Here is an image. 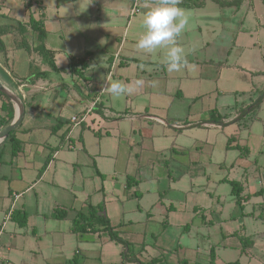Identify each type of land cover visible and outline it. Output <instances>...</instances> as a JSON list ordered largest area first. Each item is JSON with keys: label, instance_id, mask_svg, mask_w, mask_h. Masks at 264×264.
<instances>
[{"label": "crops", "instance_id": "obj_1", "mask_svg": "<svg viewBox=\"0 0 264 264\" xmlns=\"http://www.w3.org/2000/svg\"><path fill=\"white\" fill-rule=\"evenodd\" d=\"M3 1L0 0V16H10L4 12ZM151 1L153 3L148 0L146 2L148 8L155 6V2H158V0ZM236 1L241 2L239 5H235L237 13L241 10L242 5L248 4L249 6L244 8L241 27L235 32L233 31V37L229 43L219 45L214 41L204 40L198 44L192 39L180 40L179 37L177 38L176 43L184 48L186 57V63L182 66L184 67L183 74L180 71L169 73L166 70L163 57L166 55V48H159L157 53L160 57L157 56L155 61L151 60L149 53L137 50L136 42L130 41L132 45L126 48L128 39H125V42L123 41V44L121 42L122 45L116 48L118 34H120L118 25L124 17V13H112L110 16L112 19L107 22L103 20L105 18L103 11H93L91 23L97 24L99 32L96 34L97 37L92 36L95 33L88 34L94 47L85 45L82 55L75 54L72 47L69 46V42L66 41L65 45H58V47L50 45L48 42V21L43 17L46 30L45 45L55 52V63L57 67L63 68L61 71L53 70L49 64L43 61L37 51L35 53L34 47L39 43L37 34L28 29L26 38L31 45L30 51L25 49L28 51V70L25 75L20 76L15 74V62L11 61V51L19 50L17 38L19 39L20 36L17 33V26L19 22L27 23L30 13H33L36 18L39 17L36 12L29 9L25 19L14 23H5L12 25L15 32L4 35L3 40L5 36L12 35L14 45L12 49H9L5 43L7 51L0 52V60H4L5 66L13 74L7 73L3 67L0 68V72L3 78L5 77L11 82L8 84H12L10 86L22 99L25 113L22 123L14 133L15 139L18 140V153L15 156L12 155L13 142L9 137L0 144V264H149L154 259H159L157 264H164L167 253L162 244L168 247L174 242L177 244L176 248L183 249L186 245L184 241L192 242V245L186 246L190 249L192 246L194 247L193 257L178 260L177 264H264V199L258 201L256 198L253 203H251V199L246 201L253 193L264 196V174L256 168L246 165L243 157L246 158L251 151L247 145L243 146L237 141V133L229 138L227 147L242 151L238 156L239 159L237 158L238 160L235 161L239 173L236 177L226 178L229 183L234 181L238 184L236 191L239 192L240 200L237 195H235L237 199H231L234 206H237L236 203L243 206L241 207L242 211L238 212L241 213L240 216L236 217L237 223L232 220L235 217L231 213L225 215L224 204L219 202L212 207L211 218L198 220L199 224L195 222L197 214L190 213L183 230L184 233H179L174 238L167 234V226L172 225L171 217H177L178 206L173 202L170 205H164L162 201L164 198L159 197L156 193L151 197V203L143 205L145 192L141 188L142 176L132 169L118 171L116 161L112 165L113 168L108 171L103 166L107 158L100 149L101 139L97 137L103 135L100 127L106 124V121H110L108 120L109 113L113 112L102 100L101 94L107 93L110 85L114 83L129 87L128 81L132 77L130 78L128 75L127 69L132 63L136 67L132 75L134 79L143 80L144 75L148 74V69L154 68L163 73V77H157L159 80L166 82L168 76L176 80V91L171 94L177 95L176 99L182 101L185 99V102L186 99L191 101L189 111L185 115V121L190 128L199 125L204 128L223 130L226 126H232L238 130L247 129L251 132L258 120L257 113L261 106L241 120H238V116L243 109L254 102L257 94H262L264 91V6L257 10L256 0ZM42 3L40 1L38 6L40 16L42 13L44 16ZM180 5L199 6L185 3H180ZM231 5L233 6L234 3ZM132 16L130 14V17ZM211 20L209 22L214 21ZM100 21L109 23L108 26L113 28V32L103 34L100 30ZM133 22L136 23V28L133 26ZM139 25H142V19L131 20L129 18L125 27L127 35L132 31L139 38L143 34L142 31H139ZM198 29L202 31L203 28L199 26ZM209 30L214 36L217 27L210 23ZM224 31V29L220 31V35ZM28 35H33V38L30 39ZM97 43L102 46L101 50L106 54L107 61L108 74L102 88L88 74L92 59L97 51ZM118 49L119 54L116 57ZM124 53L125 55H122ZM71 58L86 60L88 66L84 74L90 77L88 80L69 70ZM122 63L125 66H120ZM256 64L260 66L257 69L253 67ZM214 69H217L218 72L217 85L216 88L214 86L208 88V85L214 83V77H212ZM230 69L238 73L239 71L245 72L252 79V83H248L246 89L242 91L249 94L247 97L251 99L249 102L239 101L241 92L239 88L243 87L241 81H239L240 86L234 84V88L230 87V90L222 88L224 87L223 82L227 81L229 76L225 73ZM36 72H45L46 76L35 77ZM67 73L74 81L70 86L69 93L76 101H81V105L83 104L79 113L84 115L85 119L81 124H73L71 118L65 117L63 111L58 113L49 104H55L61 94V91L57 92L54 88L61 85L55 74ZM7 74L12 77L10 78ZM0 80L2 81L1 78ZM166 84L161 85V92L165 91ZM227 85L230 86L228 83ZM50 87L53 89L52 95L47 96ZM215 89H219L220 93H212L215 92ZM144 91L147 92V88H144ZM41 93H44L45 100L48 101L37 99ZM226 94H234L235 103L229 106L230 110L222 112L217 107L218 98L226 96ZM211 96L216 98V107H211L215 104ZM204 97L210 98V101L206 103L209 104L206 109H198V106L192 107ZM3 102L4 98L0 95V130L9 125L17 115L16 104L11 101L13 118L7 124L9 116L8 111L2 109ZM96 104L97 106H95ZM212 109H216L217 113L211 115ZM208 111L207 118L205 116ZM173 118L180 119L179 117ZM137 119H142L140 122L142 126L149 125L144 120L155 121L176 129L181 126L176 122L171 125L162 117L148 113L137 115ZM89 130L93 131L96 136H91ZM109 133L110 131L107 134ZM259 138L262 139L261 134ZM140 160L142 161V159ZM135 161L140 163L138 157L135 158ZM131 165L133 164L131 163ZM139 167H141L140 164ZM232 169L235 170L234 165L230 170ZM146 193L149 194L147 191ZM90 205L104 206L103 213L113 228L130 243L127 257L124 255L127 252L125 246L113 240L108 231L99 229L98 231L75 232L73 230V220L77 213L87 214ZM195 206L197 205L195 204ZM14 210L26 212V225L20 226L17 221L11 218ZM57 210L64 211L65 214L57 217L55 215ZM141 210L147 214L145 219L138 216ZM156 215L168 217L162 223L163 228L160 233L146 228L143 233L137 234L132 231L134 236H124L125 232L131 231L132 226L139 224L149 226ZM141 220L146 222L142 223ZM184 222L182 221L179 225H184ZM203 227L205 228L204 232L200 230ZM214 228H216L218 238L211 241L215 232ZM197 229L199 230L196 234ZM153 238L155 241L152 243ZM150 244H153L154 248H151ZM149 250L151 251L149 252ZM133 258L136 259L133 260Z\"/></svg>", "mask_w": 264, "mask_h": 264}, {"label": "rangeland", "instance_id": "obj_2", "mask_svg": "<svg viewBox=\"0 0 264 264\" xmlns=\"http://www.w3.org/2000/svg\"><path fill=\"white\" fill-rule=\"evenodd\" d=\"M40 1L41 3L43 2L44 17L48 21L49 44L58 47V45H65V41L69 42V46L73 49L72 51H74L75 54L79 53V55L84 53L82 50L85 45L94 47L91 44L92 40L89 35L95 33L92 36L97 37L96 34L99 32L96 27L97 24L95 22L91 23L93 11H103L105 15L103 20L107 22L112 19V17H110L112 13H124V17L118 25L120 32V34H118V42H115L117 43V48L119 45L123 44V41L125 42V39H128L129 41H127L125 45V47L128 48L132 45L130 41L135 43L138 40V36L136 37L132 31L127 35L128 32L125 27L127 26L129 18H131V20H134V18H136V20L142 19L145 12L148 10L147 0L141 2L142 10L132 17H130V11L134 0H32L30 10L36 12L38 17H40L38 8ZM148 1L153 3L151 0ZM255 2L257 10L264 6V0H256ZM180 3L199 6L186 7L180 5L188 16L189 22L183 31L184 34H181L179 39H192L193 41H197L198 44L202 43L204 40L214 41L215 44L218 43L219 45L229 43V40L233 37V31L235 32L241 27V18L244 8L246 9L249 6L248 4L242 5L241 10L237 13V6L235 5H239V3H241L240 1H236L233 6L223 5L220 0H180ZM3 4L5 5L4 12L8 13L10 16L1 15L0 24L14 23L15 21L23 20L29 13L26 0H4ZM106 18H108V20H106ZM209 20L214 21L209 22ZM134 22L133 26L136 25ZM210 23L217 27L214 36L211 35L212 33H210L211 31L209 30ZM108 25L109 23L100 21V30L103 34L113 32V28ZM199 26L203 28L202 31H199ZM138 28L139 31L144 33L145 29L143 25H139ZM59 29L61 30L58 31ZM223 29L225 31L220 35V31H223ZM32 36L33 35H28L30 39L33 38ZM4 40L7 47L12 49L14 45L13 36H5ZM98 43H101V41H98ZM98 43L96 46L97 51L92 59L88 74L91 75L94 81L100 85L99 87L102 88L108 70L106 68V54L101 50L102 46ZM133 45L135 46V44ZM158 50L159 48L149 53L152 61H155L157 56L160 57L157 53ZM166 50L167 49H165V51ZM12 51L11 61L15 62V74L20 76L25 75L28 70V51L25 49ZM118 52L116 54H118ZM122 55H125V53ZM163 57L165 58V56ZM0 64V68L3 67V69L7 70V73L13 74V72L5 66L4 60H0ZM120 66H125V64L122 63ZM253 67L257 69L260 66L256 64L253 65ZM135 69L136 67H134L133 63L127 69L128 75L130 78L132 77L131 80L128 81V85L132 89L129 94L114 97L110 93V88L107 93L101 94L102 100L108 108L113 111L109 113L110 117L108 120L110 121H106V124L100 127L103 135L97 136L101 139L100 149L106 156L105 158H107L103 166L109 171L113 168L112 165L116 161L118 171L131 169L135 172L137 171L143 179L141 185V188L145 192L142 202L143 205L151 203V197L156 193L159 197L164 198V200H162L164 205H170V203L173 202L178 206L179 209L178 212H176L177 217H171L172 225L167 226V234L171 235L173 238L179 233H184L183 230L190 217V213L197 214L195 216V222L199 224L200 222L197 223L198 220H207V218H211L212 207L219 202L224 204L225 215L231 213V215L235 217L232 220L237 223L236 217L240 216L241 213L238 212L242 211L241 207L243 206L236 203L237 198L232 193L233 186L226 181V178L238 176L237 174L239 171L236 169L237 163L235 164V161L239 159L238 156L242 151L239 149H228L227 146L229 138L237 133V141L243 146L247 145L251 151L246 158L243 157L246 165L254 167V169L256 168V170L264 174V101L260 105L261 109L257 113L258 120H256L251 132L247 129L238 130L232 126H226L223 130L211 127L204 128L199 125L190 128L185 121V115L189 111V104L191 105V101L186 99L185 102V99L184 101L176 99L177 95L171 94L176 91V80L170 76H168L166 82L159 80L157 77H163V73L154 68L148 69V74L144 75L143 80L134 79L132 75ZM183 69L184 67L180 70L182 74ZM217 73V69H214L212 74L214 83L208 85V88L212 86L216 88ZM61 75L62 74H55V77H57L56 79L59 80L61 85L54 87L57 92L61 91V94L58 96L55 104L47 103L51 104L58 113L63 111L65 117L72 118L73 116H81L82 114L79 113V111L83 108V104L81 105L82 102L76 101L73 95L69 93L70 86L74 81L68 73ZM225 75H229V78L227 77V81L223 82L224 87L222 88L230 90V87L234 88V84L240 86L239 81H241L243 87L239 88V90H241L239 93V101L249 102L251 100L247 98L249 94L242 91L246 89L248 83H252L250 76L245 72L242 73L239 71L238 73L237 71H233V69H230ZM8 76L10 78L12 77L10 75ZM0 78L7 86L9 85L8 83H11L7 78H3L1 72ZM163 83H167V90L165 89V91L161 92V85ZM227 83L230 84V86H228ZM10 85L8 87L14 91V88ZM144 88H147V92L144 91ZM52 91L53 89L50 87L47 96L52 95ZM212 93H220V90L215 89V92ZM262 94L264 95V92ZM262 94H257L253 101L259 99ZM208 97L199 100L198 103L194 104L192 107L195 108L198 106V109H206L209 105L206 103L210 101ZM45 98L46 96L44 93L37 96L38 100L48 101L45 100ZM211 99L215 103L211 107H216V98L214 99V97L211 96ZM234 99V94L223 95L221 98H218L217 107L222 112H227L230 110L229 106L235 103ZM145 113L160 116L171 125L176 122L181 126L176 129L174 127L158 124L155 121L147 120L144 121L146 124L148 122L149 125L142 126L140 123L142 119H137V115ZM207 113V115L205 114L206 116L204 115L205 117L209 116V111ZM173 117H179L180 119H174ZM181 127L183 128L181 129ZM109 131L110 133L107 134ZM88 132H90L89 134L91 136H96L93 131L89 130ZM260 134L263 140L259 138ZM137 157L140 163L135 161ZM140 159H142V161ZM131 163L133 165H131ZM139 164L141 167H139ZM233 165L235 170H230ZM146 191L149 192V194L146 193ZM263 197L262 195L253 193L246 201L251 199L250 201L253 203L256 198L258 201H261V199H264ZM233 198H236L235 203L237 206H234V202L231 201ZM195 204L197 206H195ZM189 208H191V210H189ZM139 212H142L143 215L139 213L138 216L146 218L147 214L143 213V210ZM156 216H154L155 219L149 226L139 224L132 226L131 231L128 230L130 229L129 227L128 229L125 228L129 232H125L124 236H134L132 231L137 234L143 233L146 228L160 233L163 228L162 223H164L165 219L168 217L164 215ZM182 221H185L184 225L180 226L179 224ZM141 222L145 223L146 221L141 220ZM204 229L203 227L200 230L203 231ZM214 229L215 232L211 237V241H215L218 238L216 228ZM198 230L199 229L195 231L196 234ZM152 240L151 242L153 243L155 238ZM185 242L187 246L192 245L191 241H184V243ZM150 245L151 248H154L153 244ZM186 245H184L182 249L181 247L176 248L177 244L174 242L168 247L162 244L163 248H166L165 251L167 253L165 259L166 263L164 264H177L178 260L181 261L186 257H193L192 250L194 247L192 246L190 249ZM150 251L151 250H149V252Z\"/></svg>", "mask_w": 264, "mask_h": 264}, {"label": "trees", "instance_id": "obj_3", "mask_svg": "<svg viewBox=\"0 0 264 264\" xmlns=\"http://www.w3.org/2000/svg\"><path fill=\"white\" fill-rule=\"evenodd\" d=\"M26 2H27L28 8L30 9L31 1L26 0ZM220 2L223 5H231V4L235 3L236 0H233V1L220 0ZM43 17H44L43 13L39 18H36L33 15V13H30L29 21L27 23L19 22V24L17 26V33L19 34L20 37H19V39L17 38V48H19V49L23 48V49H27L29 51L31 50V45L26 38V33L29 31L28 29H31L33 32H35L37 34V41L39 42L34 47V50L38 52V54L43 58V61L45 63L49 64L53 70L61 71V70H63V68L57 67V65L55 63V59H54L55 58V52L53 50L47 48L45 45L46 30H45ZM14 32H15L14 27L12 25H9V24L0 25V52L5 53L7 51L5 42L3 40V36L10 34V33H14ZM87 66H88L87 62L84 58L77 59V60L75 58H71L69 70L73 74L78 75L79 77H81L85 80H88L90 77L85 76V74H84L85 73L84 71L87 68ZM44 76H46L45 72H36V74H35V77H44ZM0 95L4 98L2 109L4 111H8L9 119L6 121V123L8 124V123H10V121L13 118L12 103H11L10 99L3 92H0ZM263 101H264V95L262 94L259 99L255 100L250 106H248L247 108L243 109L240 112V114L238 116V120L243 119L250 112H253L254 110L258 109ZM95 106H97V104ZM216 113H217L216 109H212L210 112L211 115L212 114L214 115ZM14 133H15V130L11 131L9 134V139L13 142V150H12L13 156H15L19 151L18 140L15 139ZM231 184L233 186L232 193L234 195H237L238 200H240L239 192L236 191V187L238 185L237 182L231 181ZM103 211H104L103 205H97V206L90 205L89 211L87 214L82 213V212H78L76 217L73 220V230L75 232H85L88 230L98 231L99 229L104 230V231H108L113 240H115L117 243H120L123 246H125V248L127 249V252H125L124 255H125V257H127L128 249L130 248V243L128 241H126L124 238H122L121 235L119 234V232L113 228V226L111 225L107 216L104 215ZM64 214H65L64 211L57 210L55 215L57 217H60V216H63ZM11 218L13 220L17 221V223L20 226H24L27 224V214L24 210H14L12 212ZM135 259L136 258H133V260H135ZM158 260L159 259H154L149 264H157Z\"/></svg>", "mask_w": 264, "mask_h": 264}, {"label": "clouds", "instance_id": "obj_4", "mask_svg": "<svg viewBox=\"0 0 264 264\" xmlns=\"http://www.w3.org/2000/svg\"><path fill=\"white\" fill-rule=\"evenodd\" d=\"M180 0H158L148 8L142 18L144 33L138 38L136 48L151 53L158 48H166L164 65L169 73L180 71L186 63L184 48L177 45V38L188 25V16L179 6ZM111 94L120 97L132 89L120 83L110 85Z\"/></svg>", "mask_w": 264, "mask_h": 264}, {"label": "water", "instance_id": "obj_5", "mask_svg": "<svg viewBox=\"0 0 264 264\" xmlns=\"http://www.w3.org/2000/svg\"><path fill=\"white\" fill-rule=\"evenodd\" d=\"M0 92H3L12 102H14L17 109V115L14 120L5 128L0 130V144H2L9 137L10 132L16 130L22 123L25 113V107L19 95L7 85H5L1 80Z\"/></svg>", "mask_w": 264, "mask_h": 264}, {"label": "built area", "instance_id": "obj_6", "mask_svg": "<svg viewBox=\"0 0 264 264\" xmlns=\"http://www.w3.org/2000/svg\"><path fill=\"white\" fill-rule=\"evenodd\" d=\"M141 2H142V0H134L131 11H130L131 15H135L141 10ZM118 54H119V52H118ZM118 54H116V56H118ZM84 119H85L84 115L73 116L71 118V122L73 124H81L84 121Z\"/></svg>", "mask_w": 264, "mask_h": 264}]
</instances>
